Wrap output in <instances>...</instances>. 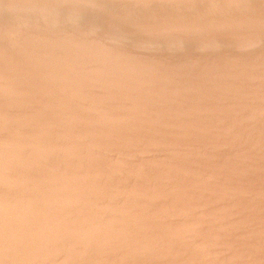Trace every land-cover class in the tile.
Masks as SVG:
<instances>
[{
	"label": "rangeland",
	"instance_id": "1",
	"mask_svg": "<svg viewBox=\"0 0 264 264\" xmlns=\"http://www.w3.org/2000/svg\"><path fill=\"white\" fill-rule=\"evenodd\" d=\"M0 264H264V0H0Z\"/></svg>",
	"mask_w": 264,
	"mask_h": 264
}]
</instances>
